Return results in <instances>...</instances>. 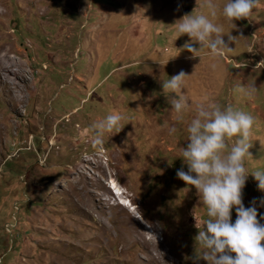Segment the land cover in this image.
I'll list each match as a JSON object with an SVG mask.
<instances>
[{
    "label": "rangeland",
    "instance_id": "rangeland-1",
    "mask_svg": "<svg viewBox=\"0 0 264 264\" xmlns=\"http://www.w3.org/2000/svg\"><path fill=\"white\" fill-rule=\"evenodd\" d=\"M209 2L229 48L193 58L174 23L212 19ZM227 3L0 0V264H155L159 248L193 264L207 209L176 172L187 171L181 147L198 105L253 117L242 202L264 214L251 175L264 171V0L234 23ZM180 71L188 109L177 122L162 80ZM114 112L121 131L93 147L90 126Z\"/></svg>",
    "mask_w": 264,
    "mask_h": 264
},
{
    "label": "clouds",
    "instance_id": "clouds-1",
    "mask_svg": "<svg viewBox=\"0 0 264 264\" xmlns=\"http://www.w3.org/2000/svg\"><path fill=\"white\" fill-rule=\"evenodd\" d=\"M258 2L228 0L223 7V16L233 23L246 20ZM207 7L212 19L203 14H190L174 23L177 38L185 34L190 38L184 49L192 53L193 58L202 47L208 48L213 56L229 48L223 39L222 29L213 23L217 16L216 6L209 2ZM228 39L232 41L234 37L228 35ZM193 44H199V48L193 47ZM186 76L189 75L180 71L162 80L163 92L171 93L165 97L171 105L170 110L176 114L177 122L183 120L188 109V101L182 94ZM238 91L251 96L255 86ZM122 119L121 114L114 112L94 122L90 126L93 131L92 146L102 145L106 133L120 132ZM253 125L254 119L250 114L231 105L222 110L215 104L207 107L198 105L196 117L188 124V143L186 147H181L180 155L187 171L182 167L177 170L176 176L186 185L195 187L208 217L203 230L199 229L194 237L195 245L198 244L201 251L199 255H194L193 264H199L200 260L207 264H264V224L261 223L264 214H260L258 219L256 200L247 208L242 202V190L249 175L244 159L250 155ZM176 130L175 125L170 126L169 135ZM251 175L257 181L258 190L264 192V171L257 170ZM259 206L264 207V198ZM233 209L236 212L234 222L231 218Z\"/></svg>",
    "mask_w": 264,
    "mask_h": 264
},
{
    "label": "bare ground",
    "instance_id": "bare-ground-1",
    "mask_svg": "<svg viewBox=\"0 0 264 264\" xmlns=\"http://www.w3.org/2000/svg\"><path fill=\"white\" fill-rule=\"evenodd\" d=\"M1 56H3V55H1ZM1 60L4 62V61H7L8 60V57L6 56V55H4L3 57H1ZM7 63V62H6ZM9 66V65H8ZM5 67H7V66H5ZM2 68V67H1ZM3 69V68H2ZM11 69V68H10ZM6 71V70H5ZM14 71V70H13ZM11 72V71H10ZM9 76V75H8ZM7 76V77H8ZM109 182V184H110V187L112 188H114L115 189V191H114V193L115 192H117L118 194H121V192H122V190L117 186V184L114 182V180H109L108 181ZM112 188V189H113ZM144 241V240H143ZM144 243H147V242H144ZM155 243V247L156 248H158V247H160V245L162 246V244H160V243H158V242H154ZM152 244V243H151ZM144 246V245H143ZM148 249V248H147ZM155 249V248H154ZM151 250V249H150ZM167 252H165V251H163V250H161L160 248H159V250H158V253H157V255H156V257H154V259H153V263H155V264H174V262H173V260L171 259V258H168L167 257V254H166ZM153 254V253H152ZM153 257V256H152Z\"/></svg>",
    "mask_w": 264,
    "mask_h": 264
},
{
    "label": "built area",
    "instance_id": "built-area-1",
    "mask_svg": "<svg viewBox=\"0 0 264 264\" xmlns=\"http://www.w3.org/2000/svg\"><path fill=\"white\" fill-rule=\"evenodd\" d=\"M238 64H240V63H238Z\"/></svg>",
    "mask_w": 264,
    "mask_h": 264
}]
</instances>
